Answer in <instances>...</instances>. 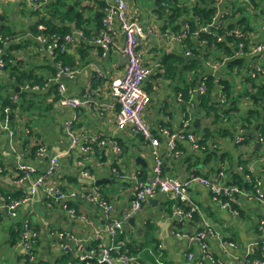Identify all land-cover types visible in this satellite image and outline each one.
Wrapping results in <instances>:
<instances>
[{
  "label": "crops",
  "instance_id": "1",
  "mask_svg": "<svg viewBox=\"0 0 264 264\" xmlns=\"http://www.w3.org/2000/svg\"><path fill=\"white\" fill-rule=\"evenodd\" d=\"M67 1L71 3L70 8H73V0ZM128 6L132 18L141 22L146 30H154V34L149 35L140 47L144 63L153 67L151 76L144 81V87L150 92L151 102L143 116L153 135L160 139L163 173L180 179L201 173L215 177L217 168L225 158L226 170L219 172L222 173L219 174V180L227 184V180L233 181L230 167L236 166L240 159H246L250 161L248 165L252 166L260 187L264 190V149L259 145L257 131L262 118L256 120L254 126L247 131V142L242 144L237 142V138L243 131L234 136L219 135L221 149L215 154L208 150L203 153L187 138L181 137L177 139L178 146L181 147L175 153L170 149L162 128L168 127L179 132L188 125L198 127L197 118L199 126L207 125L209 119L198 112L197 105L194 113L192 110L189 118L183 121V107L176 89L185 84L190 73L184 72L181 75L179 71L174 79L161 77L158 73L159 58L178 48L160 36L162 22L157 16L156 1L128 0ZM32 12V5L27 0H0V24L9 25L11 31L17 34L18 41H23V47L13 50L17 64L22 69H36V73L46 75L49 73L46 66L53 63L44 60V56H51L44 47L43 34L37 37L31 30L37 21ZM90 14L85 12L86 16ZM68 26L75 29L72 22ZM110 26L117 35L115 44L111 45L107 53L95 41L79 37L75 46L72 44L73 56L78 61L76 76L72 79L62 76L67 94L88 98L86 104L78 108L61 105L59 98L54 100L55 93L48 92L53 83L38 90L17 86L16 90L29 92L30 95L8 118L10 126L15 130L12 142L15 150L7 131L0 128V166L3 164L5 168L4 175L0 173V187L10 195L25 194L30 180L22 179V173L17 169L18 163L23 161L42 173L45 172L50 157L55 155L59 159L60 168L50 181L61 185L67 197L50 201L45 192L40 190L32 199L20 204L18 217L12 218L7 208L9 202L0 192V264H62L60 258L65 253L60 247L59 232L66 231L78 238L89 239L85 245L97 238L100 243L109 244L111 236L104 229L114 219H123L124 229L118 239L123 241L122 244L129 242L137 249V264H200V261L202 264H215L212 260L201 258L202 249L197 239L182 237L176 233H196L204 226V220L201 216L197 219L180 220L175 215V203L172 202L171 210L168 203L172 199L165 194L158 193L149 198L141 210L127 217L132 209L133 186L128 177L137 173L141 181L149 182L154 175L155 158L149 140L133 131L130 126L120 128L116 123L119 102L111 90V81L124 75L127 60L123 50L125 38L118 17L113 16ZM35 41L37 46L34 45ZM80 41H85V44L78 47ZM43 65L44 68H41ZM179 77L182 79L178 80ZM7 83L12 81L8 72L3 71L0 73L1 94L14 95L17 100L20 99L15 86L9 90L5 88L4 92V85ZM244 101L242 105L246 106L247 100ZM37 103H41L38 111L35 109ZM1 105L2 99L0 108ZM68 121L79 137L87 135L93 140L92 149L83 150L80 144L72 142L65 130ZM198 134H203L202 129ZM40 144L48 147L47 155L34 154ZM236 169L239 171V166ZM84 170L90 171L91 177H86ZM100 179L103 181L97 183ZM97 193H101L102 197L105 195V199L113 204L110 212L91 198ZM190 194L202 213H205L207 222L224 237H232L238 243L236 248L225 250L215 238L209 237L214 255H218L222 264H244L250 249L264 240V227L257 231L255 224L259 221V216L264 220V205L258 200L240 195L237 201L239 204L242 202L243 209L248 210L250 215L244 213L245 217H237L213 200L207 187L199 182L193 183ZM66 206L75 208L78 215L71 216ZM26 217L39 231L33 259L30 261L24 256L26 250L19 230L20 221ZM132 217H135L133 221ZM98 234L101 236L98 237ZM129 249L126 248L130 251ZM188 252L194 253L195 257L191 261L188 259ZM115 264L123 262L117 259Z\"/></svg>",
  "mask_w": 264,
  "mask_h": 264
},
{
  "label": "trees",
  "instance_id": "2",
  "mask_svg": "<svg viewBox=\"0 0 264 264\" xmlns=\"http://www.w3.org/2000/svg\"><path fill=\"white\" fill-rule=\"evenodd\" d=\"M85 1L86 3L84 4ZM85 1L73 0L74 7L70 8L71 3L67 0H37L35 3L37 5L33 3L35 6L27 0L32 5L33 15L37 17V21L32 25L31 30L36 34L35 36L38 37L43 34V37L47 38V41L44 42V47L47 49L48 44L54 43L56 37L59 38L58 46L55 47L53 54L49 53L52 58L48 55L44 56V60L53 63L52 65L46 66L49 69V73L46 75L36 73V69H22L17 64L16 55L13 54V50L23 47V41H18L17 34L11 31L9 25L0 24V49L2 50V57L5 62L0 67V73L7 71L12 81V83L4 85L6 86L4 87V92L6 91L5 88L9 90L13 86H15V90L17 86L25 88L27 85L30 87L29 89H32L34 86H38L40 89L46 84L53 83L48 92L55 93L54 100L60 98L58 83L54 81L53 77H56L60 70L67 66L74 69L78 68V64H76L78 61L73 56V45L65 38L66 35L74 34L75 31L81 30L84 32V38L95 41L97 37L102 35L103 31L107 30V26L104 23V9L112 0ZM155 1L157 16L162 22L160 36L168 43H172L167 38L168 34L181 35V40L173 43L178 49L166 53L159 58V65H157L158 73L161 77H169V79L176 78L179 71L181 75L184 72L190 73L188 78H184L185 84L178 86L176 89L183 107V121L189 118L192 110L194 113L197 105L198 112L204 114V117L206 116L209 119V123L204 126H199L200 124H197L198 127L188 125L184 129V133H194L199 139L200 146L198 150L203 153L208 150V152L210 151L209 153L213 152L211 154H215L217 150L221 149V144L218 139L219 135L221 137L226 134L234 136L237 132L243 131L241 134L244 136L245 141L243 140L240 143L247 142V131L260 118H262V122L260 121L261 125L257 131L259 136L263 137L264 72L262 70L264 69V55L250 53L244 55L245 53L243 52L247 51L255 41L264 37V0ZM80 6L81 10H79ZM85 12L91 13L90 16H86ZM70 22L74 24V30L68 26ZM213 22H215V25L211 24ZM238 30L242 33L241 35L236 33ZM79 43L80 45H77L78 47L81 44L84 45L85 41H80ZM34 45L37 46L36 41ZM99 48L103 49L104 52L102 45H99ZM188 50L191 52L189 55L186 54ZM258 59H260L259 66L261 70L258 69V64L256 63ZM215 64L217 65L216 68H214ZM41 68H44V65ZM253 71L257 72L255 76L252 75ZM180 79L182 78L179 77L178 80ZM199 82H204L206 85V90L203 93L200 92ZM16 91L20 95V99L18 100L14 95L10 96L9 94H1L0 92V99H2L0 119L9 118L10 113H13L21 102L30 95L29 92L23 90ZM244 100H247L246 106L242 105L245 102ZM201 129L203 134H198ZM171 131L173 132V130ZM236 144L239 145V143ZM260 145L264 149L261 142ZM179 147L181 145L178 146L177 140L175 149H179ZM36 150L35 155H37ZM249 162L246 159H240L236 166L230 167L229 170L231 171L233 181L227 180L226 185L235 184L234 186L239 189L246 190L254 195L246 196L237 193L233 194L232 197H220L223 201H230L231 208H227V210L233 216L241 217L243 215L245 217L244 213L250 215L248 210L243 209L242 202L240 204L238 203L237 198L240 195L257 201L255 195L257 194V188L260 186V183L254 170L248 165ZM238 166L239 171L236 169ZM0 167L2 168L0 173L4 175V165L2 164ZM223 170H226L225 158H223V161L217 168V174ZM21 173L24 175V171H21ZM0 192L8 202L12 200L11 197L15 200L25 196V194L21 193L10 195L4 191L3 187H0ZM46 198L50 201H56L54 197ZM172 202L176 204L177 201H169L168 204L171 210ZM179 204L185 210L190 209L189 205L180 202ZM198 216L200 217V214L193 211L191 219H197ZM22 220L19 223L21 240L22 226L24 223ZM262 221L264 220L259 216V221L255 223L257 231H261L259 224ZM203 227L198 231H202ZM35 229L38 231L37 228ZM62 232L64 236L70 233L66 231ZM225 238L230 241H235L229 236ZM206 240L209 241L208 238ZM235 242L237 243V241ZM263 246L264 242L259 241L252 247V253L249 255L250 260L257 259L264 261ZM128 247L131 251L129 253L135 254L138 257L136 254L137 249L133 248V245L129 242L121 245L118 250L114 249L112 251L113 256H120ZM34 248L35 246H33L32 251ZM88 248L99 251L100 241L95 240L84 246V250ZM212 254L218 259L216 253L214 255L212 251ZM202 255L203 253L201 257ZM24 256L29 260L30 251L24 253ZM69 260H73L77 264H86L88 261L94 264H100L96 257L87 259L84 262L75 257L74 253L63 254L60 258L62 264H67Z\"/></svg>",
  "mask_w": 264,
  "mask_h": 264
},
{
  "label": "built area",
  "instance_id": "3",
  "mask_svg": "<svg viewBox=\"0 0 264 264\" xmlns=\"http://www.w3.org/2000/svg\"><path fill=\"white\" fill-rule=\"evenodd\" d=\"M30 3L35 6L37 4V0H28ZM35 5H34V4ZM105 17L104 23L107 26V30L103 31L100 37H97L95 42L104 47V53H107L112 44H115V37L117 33L110 26L111 20L114 17H118L121 22V28L123 31V35L125 38L124 45V53L127 56L126 69L125 73L122 77H117L112 79L111 81V90L115 97L119 102V110L116 115V123L120 128H125L126 126H130L133 131L141 133L147 140L150 141L152 145V153L155 158V163L153 167L154 175L149 182L141 181L139 179V175L134 173V175L129 176L128 178L133 183L132 186V206L127 217L132 215L134 212L137 213L141 210L146 201L156 196L158 193L165 194L168 198L177 201L175 204V215L180 220H185L186 218L192 217V212H198L200 214V218L204 220V227L202 231H197L196 233H191L187 231H177L176 233L182 237H187L190 239H197L199 245L202 249V259L212 260L215 264H222L219 259H216L212 254V249L209 244V241L206 238L213 237L217 240L220 246L223 249H229L230 247L236 248L238 244L235 241H230L225 238L223 234L217 231L212 225H210L205 219V213L203 214L198 205L191 198V187L194 182H199L209 190L210 194L213 195V200L219 202L222 208H231V204L229 200L223 201L221 196L232 197L233 194L241 193L246 196H252L254 194L247 192L246 190H241L234 185H226L222 183L219 178L222 173H218L215 177H210L201 174H192L187 179H180L177 176L167 175L163 173L162 168V157L159 151L160 139L153 135L147 121L145 120L143 113L147 106L151 102V95L144 87V81L149 78L153 71V67L144 63L142 51L140 49L143 41L148 38L149 35L154 34V30L149 28L146 30L145 26L142 25L141 22L132 18L129 13V6L127 0H113L110 1L109 4L104 9ZM215 25V22L211 23ZM238 35L242 33L236 31ZM79 37H85L84 32L81 30H77L74 34L66 35V39L69 43L76 44ZM167 38L175 43L176 41L181 40V35H173L168 34ZM44 42L47 41V38L43 37ZM58 37L55 38V42L48 44L47 51L50 54H53L55 47L58 46ZM242 44V43H240ZM191 52L188 50L186 54H190ZM244 55L250 54H259L264 55V37H261L257 41L254 42L248 48L247 51L243 52ZM258 64V69L261 70L260 59L256 61ZM5 64L4 59L2 57V50L0 49V67ZM217 65H214L216 68ZM77 69L71 67H65L60 70L56 77H53L54 81L58 83L59 90V101L63 106H71L74 108H78L82 104H86L88 102V98L86 97H78V96H70L67 94V86L66 83L63 82L62 76H65L69 79H72L76 76ZM264 72V69L262 70ZM257 74L256 71L252 72V75L255 76ZM200 84V92H205L206 85L204 82H199ZM29 89L30 87L27 85L25 87ZM32 89H39L38 86H34ZM181 100V98H178ZM8 110V108H7ZM0 128L5 129L10 138V142L12 148L15 150V146H13V139L15 137V130L10 126V122L8 118L0 119ZM66 134L71 138L74 144H80L83 150L92 149L94 145L93 140L87 135H83L79 137L72 127V123L68 121L65 126ZM163 134L167 138V144L171 150L175 153L177 151V139L178 138H187L192 142V145L195 148H198L199 142L198 137L192 133L188 132L184 133V130L179 132L171 131L168 128H162ZM244 140V136H240L237 138V142H242ZM260 142L264 146V136H259ZM116 148L119 150V146L116 145ZM37 156H45L49 153V149L45 144H40L36 148ZM120 152V150H119ZM17 168L20 171H24V175H22V179L30 180V185L28 190L25 192V196L21 199H12L9 203H7V208L10 211V215L12 218L18 217V207L20 204L32 199L34 195L38 194L40 190L45 192L46 197H54L56 200L63 199L67 197V193L62 190V188L50 181L52 177L57 173L60 168V162L57 156H51L47 165L45 172L38 173L36 168L20 161L17 165ZM251 169L253 170L252 166ZM2 168L0 167V171ZM83 174L86 177H91V173L88 170H84ZM250 179V177H248ZM96 200L102 207L106 208L108 212L112 210V205L108 202L104 197H102L101 193H97L91 197ZM255 198L264 205V190L260 186L257 188V194ZM3 199V198H2ZM189 205L190 209L185 210L180 204ZM69 209L71 216L78 215V212L75 208H71L66 206ZM235 212V211H234ZM203 214V216H202ZM83 218L85 216H82ZM87 218V217H86ZM85 219V218H84ZM22 245L24 249L30 251V259H33V246L37 242V238L39 236V231H37L35 226L32 224V221L26 217L22 220ZM264 221H262V226L260 229H263ZM124 229V221L123 219H114L112 222L107 223L105 226V231L111 236V241L109 244L100 243V250L96 249H87L84 250L85 244L89 241V239H82L76 237L73 233H69L64 236L63 232H59L58 236L60 238V247L65 254L74 253L75 257L79 258L81 261L89 260L90 258H97L100 264H115L117 259H120L123 264H137L136 259L137 256L129 253L128 250L124 251L123 254H120L118 257H114L112 251L114 249L118 250L121 245H123V241H119L118 235L123 232ZM98 237L101 235L98 234ZM96 240H99L97 238ZM73 241V243L68 242ZM264 242V240L262 241ZM264 247V246H263ZM252 253V248L250 249L246 259L244 260V264H264V261L261 260H250L249 255ZM188 259L191 261L194 259V253H187ZM67 264H77L73 260H69ZM86 264H94L93 262H87ZM202 264V261H200Z\"/></svg>",
  "mask_w": 264,
  "mask_h": 264
},
{
  "label": "water",
  "instance_id": "4",
  "mask_svg": "<svg viewBox=\"0 0 264 264\" xmlns=\"http://www.w3.org/2000/svg\"><path fill=\"white\" fill-rule=\"evenodd\" d=\"M184 22H185V21H184ZM125 58H126V60H127V56H125ZM18 89H20V87H18ZM196 123H197V124L199 123V118L196 119ZM259 145H260V142H259ZM101 181H103V179L98 180L97 183H99V182H101ZM151 200H153V199H151ZM134 219H135V217H132V218H131V221H133Z\"/></svg>",
  "mask_w": 264,
  "mask_h": 264
},
{
  "label": "rangeland",
  "instance_id": "5",
  "mask_svg": "<svg viewBox=\"0 0 264 264\" xmlns=\"http://www.w3.org/2000/svg\"><path fill=\"white\" fill-rule=\"evenodd\" d=\"M40 104H41V103H37V104H36V107H35L36 111L39 110V108H40V106H41ZM48 120H49V119H48ZM62 190L65 191L63 188H62ZM65 193H66V192H65ZM261 226H262V222H260V224H259V227H261ZM259 229H260V228H259ZM28 264H32V263H28Z\"/></svg>",
  "mask_w": 264,
  "mask_h": 264
}]
</instances>
